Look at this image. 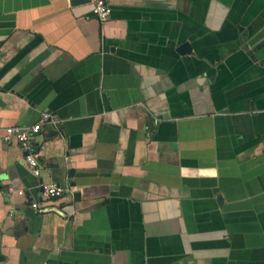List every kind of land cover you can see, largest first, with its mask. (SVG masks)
<instances>
[{"label": "crops", "instance_id": "1", "mask_svg": "<svg viewBox=\"0 0 264 264\" xmlns=\"http://www.w3.org/2000/svg\"><path fill=\"white\" fill-rule=\"evenodd\" d=\"M108 3L0 0V264H264V0Z\"/></svg>", "mask_w": 264, "mask_h": 264}, {"label": "built area", "instance_id": "2", "mask_svg": "<svg viewBox=\"0 0 264 264\" xmlns=\"http://www.w3.org/2000/svg\"><path fill=\"white\" fill-rule=\"evenodd\" d=\"M93 12L99 21L104 22L108 20L111 12L108 0H93ZM51 122L56 123V118L51 113L45 112L40 119L32 125H15L4 128V139L6 141L16 140L20 147L25 150L26 162L37 177L41 175L42 166L39 161V153L35 148V137L42 131L46 124ZM64 191V188L54 183L41 185V196L43 199L61 197ZM19 193L24 194V191L20 190ZM32 207L39 208V202L34 201Z\"/></svg>", "mask_w": 264, "mask_h": 264}, {"label": "water", "instance_id": "3", "mask_svg": "<svg viewBox=\"0 0 264 264\" xmlns=\"http://www.w3.org/2000/svg\"><path fill=\"white\" fill-rule=\"evenodd\" d=\"M90 0H70L71 4L72 5H76V4H81V3H85V2H88ZM26 154V153H25ZM41 213H44V212H48V211H51L52 209L51 208H47V209H39ZM4 258V257H2ZM30 264V263H28Z\"/></svg>", "mask_w": 264, "mask_h": 264}]
</instances>
